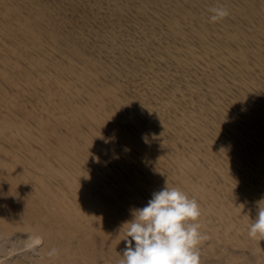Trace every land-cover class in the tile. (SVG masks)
I'll return each mask as SVG.
<instances>
[{"label":"bare ground","instance_id":"bare-ground-1","mask_svg":"<svg viewBox=\"0 0 264 264\" xmlns=\"http://www.w3.org/2000/svg\"><path fill=\"white\" fill-rule=\"evenodd\" d=\"M166 183L200 264H264V0H0V264H117Z\"/></svg>","mask_w":264,"mask_h":264},{"label":"clouds","instance_id":"clouds-1","mask_svg":"<svg viewBox=\"0 0 264 264\" xmlns=\"http://www.w3.org/2000/svg\"><path fill=\"white\" fill-rule=\"evenodd\" d=\"M211 12L213 22L229 15L223 7H214ZM131 214L133 218L123 224L127 226V244L119 264H200L197 246L207 237L200 233V224L196 223L201 212L195 199L166 183L153 193L146 206L133 209ZM248 236L264 238V207L258 206ZM49 254L55 255L56 250Z\"/></svg>","mask_w":264,"mask_h":264},{"label":"rangeland","instance_id":"rangeland-1","mask_svg":"<svg viewBox=\"0 0 264 264\" xmlns=\"http://www.w3.org/2000/svg\"><path fill=\"white\" fill-rule=\"evenodd\" d=\"M8 234H10V235H8ZM12 233H9V231L8 230H4V229H2V228H0V246H2V247H0V252H3L2 254H7V253H10V251H12V250H14L13 251V253L15 254L16 252H19V251H24V250H30V246L29 247H27L28 245H30L29 244V238H26L25 236H28L29 237V235H27V234H25V235H19V234H15V235H11ZM5 236V237H4ZM13 236V237H12ZM24 236V237H23ZM7 238V239H6ZM21 238H22V240H21ZM10 239V240H9ZM20 239V240H19ZM24 240V242H22ZM206 240H209V238H207ZM28 242V243H27ZM205 242H203L201 245H199V247L201 246V249H200V251H199V253H201V250H204V249H207L208 247V243H206V244H204ZM26 244H27V246H26ZM23 245H25V246H23ZM205 245V246H204ZM4 247H6V248H4ZM23 247H25L24 249H23ZM28 249H27V248ZM23 250H22V249ZM203 248V249H202ZM231 248V249H230ZM241 249V250H240ZM249 248H247V247H241V246H237V245H228L227 247H225V249H223V250H219V252H217L219 255L221 254V257H219V261L218 260H216L215 262L217 263V264H232V262H233V255H230V254H232V253H245V254H248V256L250 257V260H255V258H257L256 257V254H253L252 253V251H249L248 250ZM2 250V251H1ZM5 250V251H4ZM235 250V251H234ZM245 250V251H244ZM9 251V252H8ZM11 255V254H10ZM1 256H3V255H1ZM8 256H9V254H8ZM103 256V257H102ZM25 257V256H24ZM106 257L108 258V256L107 255H102V254H99L98 255V261H97V263L96 264H99V263H102V264H107V263H109V262H107L108 260H110V259H106ZM230 257H232V258H230ZM33 258H35V257H33ZM228 258V259H227ZM224 259V260H223ZM225 259H227V260H225ZM23 260H25V264H27V261H28V264H36L35 263V259H33L32 261H30L28 258H24ZM101 260V261H100ZM106 260V261H105ZM221 260V261H220ZM229 260V261H228ZM264 260V259H263ZM224 261L225 262H227V263H224ZM230 261H231V263H230ZM48 262V261H47ZM119 260L117 261V264H119ZM215 263V264H216ZM112 264V263H111Z\"/></svg>","mask_w":264,"mask_h":264}]
</instances>
